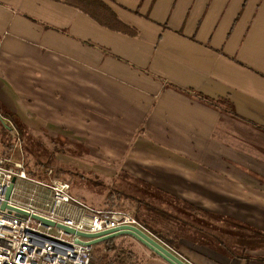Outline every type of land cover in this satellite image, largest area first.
I'll return each instance as SVG.
<instances>
[{
    "label": "crops",
    "instance_id": "crops-1",
    "mask_svg": "<svg viewBox=\"0 0 264 264\" xmlns=\"http://www.w3.org/2000/svg\"><path fill=\"white\" fill-rule=\"evenodd\" d=\"M101 1L136 34L67 0H0V103L29 127L69 132L123 176L264 235V130L196 97L229 99L264 127V0ZM206 241L179 253L264 264L260 241L237 256Z\"/></svg>",
    "mask_w": 264,
    "mask_h": 264
},
{
    "label": "built area",
    "instance_id": "built-area-1",
    "mask_svg": "<svg viewBox=\"0 0 264 264\" xmlns=\"http://www.w3.org/2000/svg\"><path fill=\"white\" fill-rule=\"evenodd\" d=\"M4 124L16 146L21 147L20 133L13 123L4 119ZM44 175L47 176L44 180L29 175L24 163L16 160L11 151L0 154V264H92L95 246L77 242L90 240L67 234L57 225L85 234H103L124 226L146 232L133 211L94 208L74 196L70 183L56 177L54 170L47 168ZM14 179L7 201V191ZM17 196L28 203L20 205ZM5 203L8 208L3 209ZM9 207L28 214L17 213ZM33 215L56 226H46Z\"/></svg>",
    "mask_w": 264,
    "mask_h": 264
},
{
    "label": "trees",
    "instance_id": "trees-1",
    "mask_svg": "<svg viewBox=\"0 0 264 264\" xmlns=\"http://www.w3.org/2000/svg\"><path fill=\"white\" fill-rule=\"evenodd\" d=\"M67 1L69 4L78 8L80 11L89 15L100 25L112 31L124 33L130 36H134L136 34V31L134 29L130 28L122 21H120L116 13L101 0ZM184 92L190 93L187 90H184ZM196 97L210 104L211 106L218 108L221 111H224L241 120L247 121L251 125L264 130L263 126H260L240 116L234 109V106L232 105L229 99H209L200 94H196ZM0 115L4 119H7L13 123L17 131L20 133L23 146H25L28 152L31 151L32 155L34 156L36 148L34 147L33 150L29 145V140L33 138L32 133L30 132L29 126L23 121L20 115L18 113L10 111L1 103ZM2 129L5 133V129L3 127ZM44 131L47 136L49 135V137H52L53 139H58L64 142H67L69 140L75 141V139L71 138V134L64 130L63 133H58L55 130L49 128L45 129ZM7 148H11L9 144H7ZM39 165L42 170L41 173H39L38 175H32L37 177L38 179L44 180L46 179L44 177V171L48 167H54L53 161L43 162L41 160L39 161ZM54 169L55 176H59L57 173H66L74 175L73 173L66 172L63 169H57L55 167ZM124 175L125 176H122L123 178L117 184L119 189H116L115 191L111 192L108 196V200L110 203V205H108V210L115 209L116 207H118V202L123 199H127L130 202L136 204V220L145 229L153 233L156 237L161 239L164 243H166L172 250L176 251L177 253H179L180 249L185 246V237H207V245L220 247V251L221 249H226L229 247L228 253L231 256H237L234 251L230 252V244H227L230 242L229 239L231 237L235 238V241L230 243H238L241 249H245L249 243L251 244V247H255L258 245L259 241L261 242V247L264 246V235L259 233L258 230L242 223L241 221L228 216L217 215L206 211L203 212L199 209H196V207L191 205L190 203H187L185 201L182 202L180 199L170 196L166 193L155 192L156 199H154L153 191L150 190V185H148V183L142 181L141 179L133 178L126 173H124ZM75 176L79 177L81 181L85 182L89 186H100V192H103L107 188L106 185L92 180L91 177L84 176L81 174H76ZM140 184H143L144 187L140 186ZM131 186L136 187V190L132 189L131 191ZM137 186H140V188L138 189ZM137 190H142V193H136ZM160 195H162L163 197ZM167 199L172 200L173 202ZM142 209H145L146 211H152L162 216L166 220L174 221L179 227V233L176 235V237H179L180 239L168 238L153 229V227L148 224L147 220L141 217L140 213ZM200 214H202V216L204 217L199 218ZM113 242L114 239L95 246L96 248L104 246L107 252L103 254L100 259L94 256L92 264H98L99 262L100 264H108L110 262V254L112 252H117V248L114 246ZM193 242H195V239L193 240ZM132 254L133 253H127L125 251H122L115 255L113 260L116 264H128V260L132 257ZM238 258L243 259L244 257L243 255L238 254Z\"/></svg>",
    "mask_w": 264,
    "mask_h": 264
},
{
    "label": "rangeland",
    "instance_id": "rangeland-1",
    "mask_svg": "<svg viewBox=\"0 0 264 264\" xmlns=\"http://www.w3.org/2000/svg\"><path fill=\"white\" fill-rule=\"evenodd\" d=\"M7 120V119H5ZM5 129V133L3 132L2 127ZM30 132L32 133L31 140H29L30 147L34 150L36 148L34 156L32 155L31 151H27L25 146L22 144L21 140V147L16 146L12 134L6 129L5 124L0 120V154H5L8 151H11L12 154H15V159L19 160L24 163L25 170L31 176L32 174L38 175L41 173V167L39 165V161L48 162L53 161V166L55 168L63 169L66 172H71L72 174L66 173H57L59 176H56L64 181L70 183L72 188V194L77 198L83 200L88 205L100 209V210H107L110 205L108 196L111 192L119 189L117 184L123 178V170L121 163H113L103 157H106L100 152H91L88 153L83 146L82 142L79 141H60L58 139H53L52 137L47 136L44 129H40L39 126H31ZM62 133V132H58ZM73 138V137H71ZM21 139V137H20ZM7 144L10 145L11 148H7ZM83 147V148H82ZM88 150V149H87ZM31 152V153H30ZM23 153V155H21ZM103 156H102V155ZM48 167L52 170L55 169ZM76 174H81L84 176L91 177L92 180L97 181L98 183H102L107 186V188L100 192V186H89L85 182L81 181V179ZM35 177V176H34ZM46 178L47 176L44 175ZM144 187L143 185H140ZM140 186H137L139 189ZM136 190V187H130V190ZM150 190L153 191V197L156 199L155 192L157 189L150 187ZM136 193L141 194L142 190H137ZM161 194V193H159ZM143 196V195H139ZM162 196V195H160ZM163 197V196H162ZM17 202L20 205L27 204L28 201L26 199H22L20 196L16 197ZM169 200V199H167ZM172 201V200H169ZM173 202V201H172ZM119 206L115 209L121 211H133L135 215L136 204L130 202L127 199H123L118 202ZM141 217L146 219L148 224L153 227L156 231H158L161 235H164L168 238L172 239H180L176 237L179 233V227L174 221L166 220L162 216L152 212L146 211L145 209L141 210L140 213ZM143 227V226H142ZM144 228V227H143ZM144 230L155 240L159 241L161 244L169 248L172 252L178 255L181 259L186 262L188 259L182 257L181 253H177L176 251L172 250L166 243H164L161 239L156 237L153 233L148 231L144 228ZM200 237V236H199ZM196 237H185L187 240L185 242V247L189 250L188 247H194L193 240ZM193 242V243H192ZM114 246L117 248V252H112L110 254V262L115 263L114 256L118 253L125 251L127 253H133L132 257L128 260V264H143L147 258L152 255H155L151 250H149L146 246L142 243L137 241L136 239L128 236H120L114 239ZM230 244V252H238L241 247L238 243H227ZM237 246L234 248L233 246ZM190 248V249H191ZM107 252L104 246H100L98 248H94V256L101 258L103 254ZM184 252V249H183ZM224 255H228L229 247L226 249H221L220 251ZM185 253V252H184ZM205 253V252H204ZM181 254V255H180ZM191 254L190 259L199 262H207L210 260L209 257H205L202 252H188ZM209 254V252H207ZM221 254V255H222ZM108 263V264H109ZM100 264V262L98 263ZM116 264V263H115Z\"/></svg>",
    "mask_w": 264,
    "mask_h": 264
},
{
    "label": "water",
    "instance_id": "water-1",
    "mask_svg": "<svg viewBox=\"0 0 264 264\" xmlns=\"http://www.w3.org/2000/svg\"><path fill=\"white\" fill-rule=\"evenodd\" d=\"M0 120L4 123V118L0 115ZM16 180H13V184L8 188L6 199L7 201L10 200L14 184ZM8 208V204L5 203L3 206V209ZM13 211L27 215L28 213L23 211L22 209H19L17 207H9ZM33 217L37 220H40L44 223L46 226H56L54 222H51L49 220L43 219L42 217L33 215ZM59 228L64 229L67 234H76L79 237H83L85 239H89L90 241L82 242L78 240L77 242L81 244H86L89 246H95L100 243H104L109 240H113L120 236H128L136 239L140 243H142L144 246H146L149 250H151L154 254L162 258L164 261H166L169 264H190L183 259H181L178 255H176L174 252H172L169 248L161 244L159 241L152 238L150 235H148L143 230L134 227V226H124L119 229H115L103 234H85V233H78L75 230L65 227L63 225H57Z\"/></svg>",
    "mask_w": 264,
    "mask_h": 264
}]
</instances>
